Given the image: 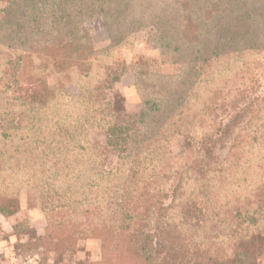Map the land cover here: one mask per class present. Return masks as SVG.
Segmentation results:
<instances>
[{
  "label": "trees",
  "instance_id": "16d2710c",
  "mask_svg": "<svg viewBox=\"0 0 264 264\" xmlns=\"http://www.w3.org/2000/svg\"><path fill=\"white\" fill-rule=\"evenodd\" d=\"M95 18L111 41L99 51L86 27ZM148 27L180 71L135 67L142 108L119 123L104 91L127 70L103 72L101 60ZM262 57L264 0H0V215L18 214L30 187L46 219L19 249L37 251L38 264L62 263L84 239L101 241L96 264L263 260L264 105L245 91L224 97ZM58 74L76 76L81 93L52 87ZM91 129L105 131L104 147Z\"/></svg>",
  "mask_w": 264,
  "mask_h": 264
},
{
  "label": "rangeland",
  "instance_id": "374dc122",
  "mask_svg": "<svg viewBox=\"0 0 264 264\" xmlns=\"http://www.w3.org/2000/svg\"><path fill=\"white\" fill-rule=\"evenodd\" d=\"M86 27L95 50L99 51L111 45L108 28L103 19L95 18L94 20L87 22ZM154 33L155 31L153 28L148 27L142 29L136 34V41L133 49L118 47L111 53V56L108 57V59L107 57L102 58L104 61L101 60L103 63L102 65H104L103 72L119 74L124 67L127 72H132L136 67L138 69L145 68V70L162 75H177L180 71V67L171 63L170 57L163 56L161 50L154 45L152 41V35ZM45 61L47 62V60ZM45 66H49V63H45ZM56 80H60L69 96L75 97L81 93L80 85L75 82L76 76L71 79L68 77V74H58L55 77L50 76L49 83L52 87L55 85ZM119 83H121V81L115 83L111 90L104 91L107 101L110 102L107 105V109L108 111L116 113V122L132 124L130 117H134L140 112L142 108V98L138 93L135 81V94L133 97L136 98L137 103L136 106L134 104L133 108L134 110L138 109V111L129 112L126 107L127 97L117 88ZM241 91H245L246 94H249L252 98H258L259 106L264 105V57L260 58L258 65L247 68L238 78L233 79L228 90L224 92V97L226 99H232L234 96L239 95ZM124 113H126V115H123ZM89 136L93 142L98 143L100 146L104 147L106 145L107 138L105 131L91 129L89 131ZM185 146V137H177L173 139L171 143L172 155L175 160L174 164L177 168L181 165V156L183 155ZM226 154L227 149H222L219 152L221 158H224ZM117 155L118 153L116 150H110L107 154L108 158L104 163L105 167H113ZM173 183V181H170L167 188H170ZM20 204L21 206L23 205L24 215L20 216L18 220L16 240H14L15 243L9 245L8 250L13 254H17V258L20 260L18 263L38 264L43 256L39 255L38 252L34 250L22 252L18 245L20 243L30 242L34 236L33 229L38 228L41 230L43 224L46 225V219L41 212L40 190L30 187L22 188L20 191ZM5 234L6 232L4 230L0 232V236H4ZM7 238L6 240L8 241ZM22 240L25 242H21ZM231 254L232 251L228 250V255L231 256ZM18 255H21L22 257H18ZM101 258V241L97 239H84L79 242L78 252L74 255H66L63 262L60 264H96L101 261ZM48 259L53 262L57 257L55 254H50L48 255ZM247 264H264V259L251 260Z\"/></svg>",
  "mask_w": 264,
  "mask_h": 264
},
{
  "label": "crops",
  "instance_id": "0c3cea01",
  "mask_svg": "<svg viewBox=\"0 0 264 264\" xmlns=\"http://www.w3.org/2000/svg\"><path fill=\"white\" fill-rule=\"evenodd\" d=\"M134 87H135V80H134L133 73L130 71L124 74V76L121 79V83L117 85V88L120 90V92H123L127 97L126 107H127V110H129V112L138 111V109L134 110L133 108L134 104L136 106V103H137L136 98L133 97L135 94ZM23 210L24 208L22 205L21 212H19L15 216H11L7 218V217L0 215V232L4 230L7 234V235L5 234L4 236H0L1 237L0 238V264H21V263H18L20 260L17 258V254L11 253L8 250V247L9 245H12L15 243L14 240H16L15 238H16L17 224H18V220L20 216L24 215ZM45 226L46 225L43 224V228L41 230L37 228V231L40 235L44 234ZM6 238L8 239V241L6 240ZM21 242H25V241L22 240ZM18 257H22V256L18 255Z\"/></svg>",
  "mask_w": 264,
  "mask_h": 264
}]
</instances>
